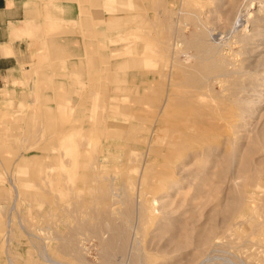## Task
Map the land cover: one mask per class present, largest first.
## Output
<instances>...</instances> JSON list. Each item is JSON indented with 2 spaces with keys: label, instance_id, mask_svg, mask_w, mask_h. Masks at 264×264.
I'll return each instance as SVG.
<instances>
[{
  "label": "rangeland",
  "instance_id": "1",
  "mask_svg": "<svg viewBox=\"0 0 264 264\" xmlns=\"http://www.w3.org/2000/svg\"><path fill=\"white\" fill-rule=\"evenodd\" d=\"M52 1L0 90V264H264V0Z\"/></svg>",
  "mask_w": 264,
  "mask_h": 264
},
{
  "label": "crops",
  "instance_id": "2",
  "mask_svg": "<svg viewBox=\"0 0 264 264\" xmlns=\"http://www.w3.org/2000/svg\"><path fill=\"white\" fill-rule=\"evenodd\" d=\"M64 0L52 1V14L65 11ZM49 0H0V90L10 86L27 68L38 14ZM69 7V6H67ZM75 8V4L72 5ZM36 10H40L38 13ZM57 12V13H56Z\"/></svg>",
  "mask_w": 264,
  "mask_h": 264
},
{
  "label": "bare ground",
  "instance_id": "3",
  "mask_svg": "<svg viewBox=\"0 0 264 264\" xmlns=\"http://www.w3.org/2000/svg\"><path fill=\"white\" fill-rule=\"evenodd\" d=\"M263 74V73H262ZM88 139V138H87Z\"/></svg>",
  "mask_w": 264,
  "mask_h": 264
}]
</instances>
